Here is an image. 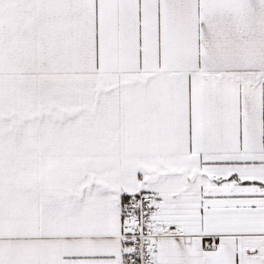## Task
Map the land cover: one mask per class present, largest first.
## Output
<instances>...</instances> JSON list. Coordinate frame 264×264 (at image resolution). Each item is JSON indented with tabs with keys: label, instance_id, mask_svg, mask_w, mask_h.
Segmentation results:
<instances>
[{
	"label": "snow or ice",
	"instance_id": "snow-or-ice-1",
	"mask_svg": "<svg viewBox=\"0 0 264 264\" xmlns=\"http://www.w3.org/2000/svg\"><path fill=\"white\" fill-rule=\"evenodd\" d=\"M0 264H264V0H0Z\"/></svg>",
	"mask_w": 264,
	"mask_h": 264
}]
</instances>
